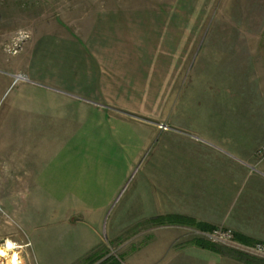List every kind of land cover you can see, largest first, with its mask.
<instances>
[{
  "label": "rangeland",
  "instance_id": "obj_1",
  "mask_svg": "<svg viewBox=\"0 0 264 264\" xmlns=\"http://www.w3.org/2000/svg\"><path fill=\"white\" fill-rule=\"evenodd\" d=\"M104 8L139 10L132 23L136 19L139 47L147 45L140 52L147 53L139 56V72L132 78L138 106L132 115L137 118L105 103L111 95L101 96L102 104L94 105L98 112L90 114L103 124L99 130L89 129V137L100 132L99 140L79 143L78 133L73 138V130H64L65 143L53 146L55 129L20 128L24 119L19 102L34 99V83L28 82L27 74L32 51L27 41L32 29L46 20L57 22L68 38L80 35L87 23L83 10ZM243 36L250 41H243ZM227 62L231 71L224 69ZM213 69L220 88L226 89L232 76L236 82L230 81L231 89H239L238 82L251 87L244 98L258 125L251 136L259 139L264 132V0H0V252L4 253L0 264L14 257L19 264H245L246 260L264 264V255L248 251L264 242H241L230 227L210 230L160 220L153 227L146 219L136 222V214L123 207L136 178L146 180L138 165L145 163L148 153L160 152L163 133L171 130L169 122L179 119L177 108L184 104L183 97L194 103L196 74L209 77ZM242 73L245 81L239 79ZM202 88L210 89L209 80L203 78ZM220 93L219 97L200 93L197 100L201 106L217 104L226 117L227 98ZM29 113L27 121L35 120ZM129 120L141 124L135 129L137 149L129 144L130 134L118 139V121ZM30 123L37 124L26 126ZM104 152L118 165L115 170H125L128 176L118 205L100 209L90 207L81 181L90 164H101L93 161L94 154ZM132 155L138 159L133 161ZM108 160L106 167L111 165ZM213 230H230L233 239L215 240ZM199 239L217 244L219 252L202 248L196 244ZM238 253L245 254L240 255L244 261Z\"/></svg>",
  "mask_w": 264,
  "mask_h": 264
},
{
  "label": "crops",
  "instance_id": "obj_2",
  "mask_svg": "<svg viewBox=\"0 0 264 264\" xmlns=\"http://www.w3.org/2000/svg\"><path fill=\"white\" fill-rule=\"evenodd\" d=\"M83 11V16L87 17L84 33L68 38L57 22L46 20L47 23L40 22L42 27L32 29L34 34L27 41L32 50L27 74L28 82L34 83V99L29 97L19 102L18 110L24 119L20 128L32 127L44 132L55 129L53 146L65 143L67 133L64 130H73V138L78 133L76 141L79 143L95 144L99 140V131H94V137H89V132L99 130L103 124L100 120H92L90 114L98 112L94 105L101 103V96L111 95L105 103L115 104L137 118L132 115L138 108L132 78L139 72V56L147 53L140 52L147 45L139 47L136 19L132 23L139 10ZM56 26L57 31L53 29ZM48 27L51 29L47 30ZM241 39L250 41L249 36ZM228 62L225 70L231 69ZM243 74L239 79L245 81ZM196 75L191 90L195 104H188L186 96L180 94L184 104L177 108L179 119L169 122L171 130L163 133L160 152L148 153L145 163H139L146 180L136 178L135 188L132 187L129 197H124L123 207L136 214V222L146 219L153 227L161 222L207 228L224 225L232 228L235 238L241 242H264V159L256 155L264 144V132L259 139L251 136V129L258 127L244 98L251 87L238 82L239 89H231L230 81L236 82L232 76L228 78V87L220 88L214 69L209 77ZM203 78L209 80L210 89H201ZM219 91L227 98L226 117L217 104L215 107L213 104L201 106L197 100L200 93L219 97ZM29 112L34 113L35 120L27 121ZM145 121L153 124V121ZM28 122L37 124L26 126ZM140 125L136 120L118 121V139L121 140L123 133L130 134L129 144L137 149L140 140L135 129ZM85 134H88L87 139ZM234 142L239 144L234 146ZM107 156L105 152L94 154L93 161L101 164H90L82 173L81 184L89 193L90 207L117 206L118 194L128 176L125 170H115L118 165L110 162ZM88 159L92 161L91 156ZM137 159L132 155L133 161ZM107 160L111 165L106 167ZM167 218L172 220L167 221Z\"/></svg>",
  "mask_w": 264,
  "mask_h": 264
},
{
  "label": "built area",
  "instance_id": "obj_3",
  "mask_svg": "<svg viewBox=\"0 0 264 264\" xmlns=\"http://www.w3.org/2000/svg\"><path fill=\"white\" fill-rule=\"evenodd\" d=\"M19 77L22 78V76ZM256 155L261 159L264 158V144L258 148ZM211 237L215 240L231 241V239H233V234L230 230H226V231L213 230L211 232ZM248 251L264 255V245L256 244L255 247L248 248Z\"/></svg>",
  "mask_w": 264,
  "mask_h": 264
},
{
  "label": "trees",
  "instance_id": "obj_4",
  "mask_svg": "<svg viewBox=\"0 0 264 264\" xmlns=\"http://www.w3.org/2000/svg\"><path fill=\"white\" fill-rule=\"evenodd\" d=\"M163 218H161V219H159V220H162ZM169 219V221L171 220V218H168ZM210 230H212L213 228H209ZM197 241V243L196 244H198L199 246H201L202 248H207V249H210V250H212V251H215V252H219V250H218V248H217V244H213L212 242H208L207 240H202V239H199V240H196ZM239 254V253H238ZM240 255H245L244 253H240L239 255H238V259H241L242 261H244L243 260V257H241ZM245 264H252V262L251 261H249V260H246L245 261Z\"/></svg>",
  "mask_w": 264,
  "mask_h": 264
},
{
  "label": "bare ground",
  "instance_id": "obj_5",
  "mask_svg": "<svg viewBox=\"0 0 264 264\" xmlns=\"http://www.w3.org/2000/svg\"><path fill=\"white\" fill-rule=\"evenodd\" d=\"M7 249V248H6ZM19 258L18 257H14L13 259H10L2 264H19Z\"/></svg>",
  "mask_w": 264,
  "mask_h": 264
},
{
  "label": "snow or ice",
  "instance_id": "obj_6",
  "mask_svg": "<svg viewBox=\"0 0 264 264\" xmlns=\"http://www.w3.org/2000/svg\"><path fill=\"white\" fill-rule=\"evenodd\" d=\"M9 247H12V245L11 244H9ZM4 253L3 252H0V255H3Z\"/></svg>",
  "mask_w": 264,
  "mask_h": 264
}]
</instances>
